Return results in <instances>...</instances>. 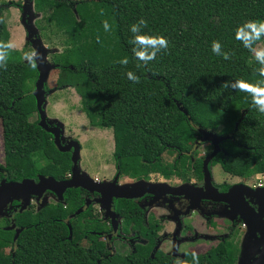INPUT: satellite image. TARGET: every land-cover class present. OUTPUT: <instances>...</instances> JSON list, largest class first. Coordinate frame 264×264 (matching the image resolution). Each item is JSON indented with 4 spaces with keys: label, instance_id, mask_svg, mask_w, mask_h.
I'll use <instances>...</instances> for the list:
<instances>
[{
    "label": "trees",
    "instance_id": "1",
    "mask_svg": "<svg viewBox=\"0 0 264 264\" xmlns=\"http://www.w3.org/2000/svg\"><path fill=\"white\" fill-rule=\"evenodd\" d=\"M35 1L44 17L37 27L46 41L69 50L59 67L85 75L77 89L81 110L93 125L113 131L114 158L124 177L202 180V161L191 156L199 129L231 137L222 144L226 154L213 161L224 173L246 179L264 175V114L252 103L247 108L241 103L248 93L222 87L226 81L264 79L252 53L235 38L239 25L264 20V0ZM15 5L22 8L21 3ZM8 11V6L0 7L2 42L11 38ZM141 18L147 21L144 33L163 35L169 42L168 49L146 66L134 57L129 44L130 26ZM105 20L110 31L103 28ZM214 40L231 59L212 52ZM24 52L11 50L7 69H0L4 151L0 182L37 180L39 175L62 181L72 170L71 155L61 153L53 136L39 126L33 95L39 72L29 66ZM125 57L126 67L118 63ZM128 71L140 82L129 80ZM34 115L37 119L32 121ZM165 154L175 159L166 161ZM82 193L70 189L64 203L17 212L14 222L23 229L17 241L15 230H6L8 222L2 220L0 264H172L165 254L151 258L153 243L131 254L111 255L96 234L102 228L94 208H85ZM80 209L84 211L70 219ZM9 247L13 253L5 254ZM199 264H236L233 246L220 243L200 256Z\"/></svg>",
    "mask_w": 264,
    "mask_h": 264
},
{
    "label": "flooded vegetation",
    "instance_id": "2",
    "mask_svg": "<svg viewBox=\"0 0 264 264\" xmlns=\"http://www.w3.org/2000/svg\"><path fill=\"white\" fill-rule=\"evenodd\" d=\"M47 90L49 91V89ZM200 138L197 140L199 143L196 141L197 148L206 144L200 143ZM67 143L64 144L67 145ZM208 144L211 146L210 150L204 152L202 156L197 157V159L202 161V180L194 178L190 181L198 190H202L205 185L204 161L213 152L212 144ZM222 144V152L219 155L226 153L222 148ZM80 146L82 151V145L80 144ZM72 153L73 149L69 152L71 157ZM213 161L210 164L212 178L214 168L220 166L219 164H213ZM109 175L108 178L95 177L93 180L98 183L112 184L117 179V184L120 186L137 182L130 178H124L118 166H116V172L113 175ZM70 177L71 172L65 180L70 179ZM212 180L213 186L220 194H231L229 196L230 203H218L211 200L198 201V199H195L196 201L193 202L195 208L186 214L191 204L189 200L163 194L156 199L155 196L146 194L136 199H113L111 211L115 215V220L111 214L106 212L101 204L95 203V200L102 197L100 194H91L81 190L85 205L87 200L91 202L90 206L94 208L95 218L102 228L96 234L100 238V241L105 244L107 251L111 255L119 253L118 251H122L126 247L129 248V253L131 254L136 252L138 247H144L153 243V249L150 254L151 258H155L160 253L165 254L172 264H174L177 258L185 260L187 264H190L192 252L198 253L200 257L220 243L228 241L236 252V264H248L251 254L256 255L255 251L260 246L261 234L260 230L253 224V218L255 219L258 215H261L264 219V186H257L253 177L246 179L230 175L229 179L221 182H216L214 178ZM147 182L154 184L168 183L172 187L184 183L180 181L181 183L176 185L174 181H167L161 177L158 179L151 177ZM234 187L236 188L234 192H230ZM200 190L198 191V197L207 193ZM46 195L52 194L47 193ZM38 201L43 203V199L37 200L36 198H34L33 203ZM121 201L126 202L124 208L120 207ZM242 201L251 210L243 206ZM50 203L51 201H47V205ZM16 207L14 205L13 209L8 212L9 217L2 219L8 222V226L5 229L13 224L14 216L19 211ZM194 210L198 212L195 213ZM186 220H190L189 226L186 225ZM117 242H119L122 248L119 245L117 246ZM185 245H191V247L185 251L183 249ZM7 250H10V252L6 253ZM4 253H13V248L9 247L5 249Z\"/></svg>",
    "mask_w": 264,
    "mask_h": 264
},
{
    "label": "water",
    "instance_id": "3",
    "mask_svg": "<svg viewBox=\"0 0 264 264\" xmlns=\"http://www.w3.org/2000/svg\"><path fill=\"white\" fill-rule=\"evenodd\" d=\"M32 0H25L22 7V19L21 23L27 32V41L33 49L41 54V59L37 61L39 72V78L35 84V90L33 92L34 97L37 101V110L39 113L40 121L39 126L51 134L54 138V143L57 149L61 153H69L73 149L71 161L72 170L71 177L68 180L58 181L54 177L39 175L37 180L35 179H24L22 181L9 182L7 179H3L0 182V218L9 217L7 211L10 207L14 206L15 202L19 204V213H24L27 211L34 198L37 200L43 199V205H47V193L54 195L58 202L64 203L65 194L70 189H82L91 194H100L102 197L95 200V203L101 204L108 214H111L115 220V215L111 211V205L113 199H136L142 197L146 194L155 196L156 199L160 195H168L172 197H182L190 201V207L186 214L195 208L193 202L195 199L208 200L214 202L230 203L231 194H220L218 190L213 186L212 175L210 171L211 162L222 152L221 144L231 139L230 136L223 137L219 134L208 131L206 129H199L200 143H211L213 146V152L204 161L203 172L205 177V185L202 189L203 192H207L199 196V190L192 183H183L176 187L170 186L168 183H151L144 180L137 181L130 185H118L117 179L112 184L98 183L90 178L87 174L81 172L80 164V153L81 146L77 141H70L65 145L62 140V130L59 127L52 126L48 121L47 113L45 111L47 95L46 84L49 79L50 72L54 69V66L47 64V49L42 44V41L38 37V33L35 27L31 24L30 14H32ZM181 110L187 114V112L181 108ZM224 152V151H223ZM225 153V152H224ZM226 154V153H225ZM236 188L234 187L230 192H234ZM200 190V191H202ZM211 194V195H210ZM196 196V197H194ZM243 206L246 208H251L242 201ZM91 202L87 200L85 207L88 208ZM18 210V209H17ZM16 210V211H17ZM84 209H80L74 215L70 217L73 219L80 215ZM236 215V214H235ZM234 217V216H233ZM254 220L255 227L260 230V246L257 247L255 254H251L248 264H264V219L261 215H258ZM71 228V226L69 225ZM6 230L16 232L14 241H17L23 229H17L16 224L8 227Z\"/></svg>",
    "mask_w": 264,
    "mask_h": 264
},
{
    "label": "rangeland",
    "instance_id": "4",
    "mask_svg": "<svg viewBox=\"0 0 264 264\" xmlns=\"http://www.w3.org/2000/svg\"><path fill=\"white\" fill-rule=\"evenodd\" d=\"M19 3H21L23 7L25 0H0V7L8 6L7 25L11 34L10 41L15 44V50L22 52L30 51L33 47L27 41V32L21 23L22 8L15 5ZM32 5V14H30L31 24L35 27L38 37L47 49V64L55 67L50 72L46 84L47 89H49V91L47 90L48 95L45 107L48 121L52 126L59 127L62 130L63 143L74 140L82 145L79 164L81 172L87 174L92 179L95 177L108 178L110 176L109 174L113 175L116 172L117 166L114 158L115 142L113 131L110 129H100L93 125L86 117V114L81 110V98L79 94H77V89L82 84L85 75L78 76L74 73L64 71L59 67L61 58L68 57L69 50L57 42L53 43L55 44L53 45L50 44L51 42L46 41V37L37 27V24H43V14L42 12L37 11V3L35 0H32ZM258 46H264V41ZM54 59H57L58 62L53 63ZM258 80L260 79L253 78L251 83H255ZM240 101L245 105V108H247L251 103V96L245 94ZM36 119L37 115L31 117L32 121H35ZM196 141H193L194 148L193 153L191 154L193 158L202 156V154L208 152L211 147L206 143L202 145V147L197 148ZM197 142L199 143V141ZM3 152V128L0 121V164H3L4 162ZM164 159L172 162L175 158L174 156L165 154ZM48 169L49 168L46 166L44 171L46 172ZM124 178L127 179V177ZM154 178L158 179L159 177L154 176ZM213 178L216 182H221L229 179L230 175L224 173L221 167L217 166L213 170ZM171 181H174L176 185L181 183L180 180L176 178H173ZM46 198L48 202L57 201L52 195H47ZM44 206L45 205H43L41 201H38L31 204L30 208L36 212ZM16 208L19 209V207ZM12 209L13 207H10L7 213ZM194 212L197 213L198 211L194 210ZM185 223L189 226L190 220H186ZM2 224L3 221L0 218V225ZM118 245L121 247L119 242H117V246ZM189 247H191V245H185L183 249L187 251ZM9 252L10 250H7L6 253ZM118 252L119 254H128L129 248H123L122 251ZM234 254H236L235 251Z\"/></svg>",
    "mask_w": 264,
    "mask_h": 264
},
{
    "label": "clouds",
    "instance_id": "5",
    "mask_svg": "<svg viewBox=\"0 0 264 264\" xmlns=\"http://www.w3.org/2000/svg\"><path fill=\"white\" fill-rule=\"evenodd\" d=\"M147 27V21L141 18L138 22L130 26V31L133 34L129 44L132 45V53L134 57L141 61L143 65H147L150 61L156 59L157 54L168 49V40L163 35H152L144 33L143 29ZM105 31L111 30V25L107 20L103 21ZM235 38L239 40L245 48H247L254 56L260 67L257 69L259 75L264 77V46H256L257 42L264 38V20H248L242 25H239L235 32ZM99 42V39H98ZM15 49V44L11 41H0V69H7L8 56L11 50ZM212 52L217 56H222L224 60L231 59L229 53L222 50V45L218 41H212ZM23 58L29 63L32 69L38 67L37 61L41 59V54L35 49L25 51ZM122 66H127L129 60L127 57L118 61ZM137 64V67H140ZM129 80L133 83H139L140 77L133 72L126 73ZM225 89H233L235 91L246 92L251 96L252 105L262 114H264V79L258 80L255 83H250L243 79L226 81L223 85ZM193 264H199V255L192 252ZM174 264H187L185 260L177 258Z\"/></svg>",
    "mask_w": 264,
    "mask_h": 264
},
{
    "label": "built area",
    "instance_id": "6",
    "mask_svg": "<svg viewBox=\"0 0 264 264\" xmlns=\"http://www.w3.org/2000/svg\"><path fill=\"white\" fill-rule=\"evenodd\" d=\"M257 186H264V176H259L256 181Z\"/></svg>",
    "mask_w": 264,
    "mask_h": 264
},
{
    "label": "crops",
    "instance_id": "7",
    "mask_svg": "<svg viewBox=\"0 0 264 264\" xmlns=\"http://www.w3.org/2000/svg\"><path fill=\"white\" fill-rule=\"evenodd\" d=\"M221 167V166H220ZM259 176H264V175H255L253 178H254V180H255V182L257 181V178L259 177Z\"/></svg>",
    "mask_w": 264,
    "mask_h": 264
}]
</instances>
